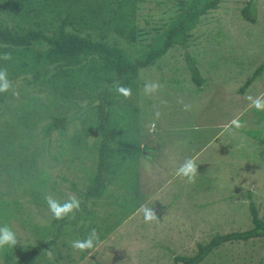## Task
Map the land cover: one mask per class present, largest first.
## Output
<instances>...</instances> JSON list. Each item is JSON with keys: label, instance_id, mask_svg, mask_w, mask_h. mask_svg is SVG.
<instances>
[{"label": "rangeland", "instance_id": "obj_1", "mask_svg": "<svg viewBox=\"0 0 264 264\" xmlns=\"http://www.w3.org/2000/svg\"><path fill=\"white\" fill-rule=\"evenodd\" d=\"M2 1L5 0H0V7ZM254 1L256 24L242 18L244 0H225L219 8L203 14L191 29L187 50L198 60L204 78L199 89L186 67L185 49L176 45L157 64L140 70L139 86L130 87L131 96L117 97L115 108L126 114L124 119L119 117V123L126 124L131 137L149 148L134 164L132 184L121 188L108 185L104 196L115 194L116 199L110 207L100 205L98 214L121 223L105 239L94 243L84 257H80L82 251L71 246L80 236L70 226L64 227L65 243L58 240L56 247L49 243L54 230L43 233L54 216L43 203H47L45 196L49 194L62 202L69 196L82 200L67 180L76 182V189L84 190L89 176L96 171V150L94 143L76 150L70 138L77 135L81 126L90 127L92 120H84L90 112H80L78 118L72 119L70 132L54 130L50 139H45L21 123L20 114L13 113L15 106L8 100L0 119V207L3 203L4 212L14 214L9 228L19 250L41 239L46 251L36 264H183L176 263L174 256L193 254L197 242L207 241L214 234L247 228L249 202L258 206L264 219V110L250 106L257 98L264 100V70L241 89L264 62V0ZM176 4L138 2L137 22L145 31L140 37L142 43L154 42L153 36L175 14ZM219 31L223 33L218 37L220 44ZM146 82H159L163 87L155 94L145 95ZM55 83L56 80L36 83L27 87L25 93L49 103L48 112L69 118L86 106L88 95L55 89ZM185 104L190 105L188 110L184 109ZM39 112L46 118V110ZM236 117L242 125L239 128L231 124ZM6 119L16 120L10 131ZM252 131H260L258 136L263 139L252 135ZM93 134L89 138L92 142L97 137ZM212 141L215 142L210 147ZM63 150L67 153L62 154ZM171 158L173 165L168 162ZM185 159H194L197 165L199 179L195 177L194 183L176 175ZM39 169L47 172V182L37 190ZM203 179L211 184L206 183L194 195L193 189L197 188L191 184L198 185L205 182ZM131 187L137 190V197ZM133 202L140 209H152L157 219L145 222L143 211L134 209ZM83 217L76 221L78 233L87 232L91 223L85 214ZM36 227L39 228L34 230ZM198 264H264V238L226 241Z\"/></svg>", "mask_w": 264, "mask_h": 264}, {"label": "trees", "instance_id": "obj_2", "mask_svg": "<svg viewBox=\"0 0 264 264\" xmlns=\"http://www.w3.org/2000/svg\"><path fill=\"white\" fill-rule=\"evenodd\" d=\"M139 1L142 0L2 1L0 57L7 52L11 53L12 58L7 61L0 58V69L7 70L12 86L8 91L0 92V119L8 100H12L10 102L15 106L13 113L20 114L21 123L31 131L40 132L39 136L45 139H50L54 130L61 133L70 132L72 127L69 123L72 119L78 118L80 112L89 111L90 114L84 120L86 122L92 120L90 127L81 126L77 135L70 138V142L76 150L83 145L94 143L92 147L94 145L93 149L96 150V171L89 176V183L84 186V190L76 189V182L67 180L82 200L75 214L67 216L68 220L66 217L63 219L53 217L50 226L46 228L43 235L54 230L50 233L49 239L53 247L57 246L58 240L65 243L63 238L66 226L77 232L80 240H85L84 235H89L91 230L95 229L98 237L94 243L98 244L121 223L119 220L113 222L114 220L105 214L99 215L98 209L102 204L112 206L116 199L115 194L104 196L108 185L121 188L128 186V183L132 184L135 176L134 164L149 147L145 149L141 146L136 138L131 137L126 124L119 123L126 114H121L115 108L117 97L121 95L117 87L138 88L140 70L157 64V61L176 45L185 49L186 67L196 88L199 89L204 82L198 60L187 50L192 35L190 31L197 26L203 14L219 8L220 3L225 0H156L167 5L177 3V10L172 17L169 16L168 22L163 24L161 32L153 36L154 42L146 44L140 41L145 31L137 22L136 11ZM240 14L249 23L256 24L255 1L244 0ZM222 34L221 31L218 32V42V37ZM263 70L264 62L255 68L241 89L248 87ZM52 80H56L55 89L88 95L90 99L86 106L69 118L58 112H48L49 103L42 101L40 96L25 93L29 86H35L36 83L48 84ZM51 102L54 104L55 101ZM45 110L46 118L39 112ZM6 121L7 129L12 130L16 120ZM93 133H96L97 137L92 142L89 138L94 135ZM259 133L260 131H252V135L257 138ZM214 142L209 146L212 147ZM66 153L65 150L62 151V154ZM199 157L200 155L197 158ZM38 172V187H35L37 190L47 182V172L41 169ZM196 177L199 175L196 174ZM203 180L205 182L192 185V188H197L193 189L194 195L195 191L203 188L206 183L211 184L210 180ZM134 187L131 188L134 189L136 196L137 190ZM133 203L134 209L138 208V203ZM17 205L18 208L21 207L20 204ZM248 206L250 224L247 228L214 234L207 241L197 242L193 254L176 255L174 261L198 264L213 248L226 241L264 238V219L259 215L258 206L253 202H249ZM4 210L6 206L2 203L0 227L5 225L9 227V219L14 214L6 213ZM84 214L91 223L87 225V232L78 233L76 221L84 219ZM28 221L32 220L28 218ZM45 248L46 245L41 239L27 244L20 250L16 244L5 245L0 248V258L3 259L0 264H36L38 257L46 251ZM89 250L82 251L80 257H84Z\"/></svg>", "mask_w": 264, "mask_h": 264}, {"label": "clouds", "instance_id": "obj_3", "mask_svg": "<svg viewBox=\"0 0 264 264\" xmlns=\"http://www.w3.org/2000/svg\"><path fill=\"white\" fill-rule=\"evenodd\" d=\"M3 60H10L12 58L11 53H4L2 57ZM11 81L8 79L7 70L0 69V92L8 91L11 87ZM163 86L159 82H146L143 88V93L145 95H152L158 92ZM117 91L122 94L124 97L131 96V89L123 86L117 87ZM15 94V93H14ZM251 99V98H249ZM182 103V101H178ZM255 107L257 110H264V100L259 98L252 101L250 105ZM190 105L185 104L184 109L188 110ZM159 116V113H156ZM232 125H235L237 128L241 127L239 118H233L231 121ZM197 174V165L194 159L186 160L176 172V175L180 178H187L189 183H194L195 177ZM45 200L49 206V210L56 219H63L69 214L74 215L75 210L80 208V201L75 196H69V198L64 202L60 203L53 198L52 195H46ZM141 211L144 213L145 222H150L157 219L154 211L152 209H146L141 206ZM97 239V234L95 229H92L90 234L85 240H75L72 242V248L78 251H84L86 249H92L94 247V241ZM17 243L16 236L14 232L7 226L0 227V248H3L5 245L13 246Z\"/></svg>", "mask_w": 264, "mask_h": 264}, {"label": "crops", "instance_id": "obj_4", "mask_svg": "<svg viewBox=\"0 0 264 264\" xmlns=\"http://www.w3.org/2000/svg\"><path fill=\"white\" fill-rule=\"evenodd\" d=\"M208 141H209V140H208ZM183 142H186V141H183ZM212 142H213V141H212ZM188 143H189V142H187L186 144L188 145ZM184 144H185V143H184ZM209 144H211V143H209ZM189 145H191V143H189ZM202 146H204V145H202ZM196 150H197V149H196ZM193 151H194V150H193ZM169 153H170V152H169ZM189 154H190V153H189ZM189 154H188V156H189ZM168 156L170 157V154H168ZM170 160H171V161H170ZM170 160L168 159V162H169L170 164L173 165V164L175 163V161L172 160V158H171ZM187 160H188V159H187ZM184 161H186V159H185ZM184 161H183V162H184ZM173 169H174V168H173ZM177 177H178V176H177ZM166 181H167V180H166ZM164 184H166V182H165ZM168 184H170V183H168ZM138 186H140V185H138ZM191 187H193L192 184H191ZM191 187H190L189 185L187 186V188H191ZM137 209H140V206H138Z\"/></svg>", "mask_w": 264, "mask_h": 264}]
</instances>
